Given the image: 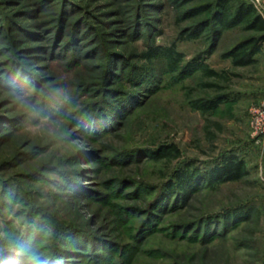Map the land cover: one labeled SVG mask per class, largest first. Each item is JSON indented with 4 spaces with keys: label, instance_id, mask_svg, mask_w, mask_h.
<instances>
[{
    "label": "rangeland",
    "instance_id": "1",
    "mask_svg": "<svg viewBox=\"0 0 264 264\" xmlns=\"http://www.w3.org/2000/svg\"><path fill=\"white\" fill-rule=\"evenodd\" d=\"M222 1L0 0V264H264V43L234 65Z\"/></svg>",
    "mask_w": 264,
    "mask_h": 264
},
{
    "label": "trees",
    "instance_id": "2",
    "mask_svg": "<svg viewBox=\"0 0 264 264\" xmlns=\"http://www.w3.org/2000/svg\"><path fill=\"white\" fill-rule=\"evenodd\" d=\"M229 0H223L220 2V6L222 7V13L218 16L219 24L224 28H231L235 26L236 24L247 21L249 23V28L256 30L261 33L260 36H253L248 40H244L240 43H238L233 49L228 51L226 53V57L231 58L233 61V64L236 66H248L256 62V55L260 53L261 47L264 43V19L257 13H255L250 6H241L239 11L237 12L236 16L233 15L236 19H229V17H232L230 15L228 9H226V3ZM195 38L196 33H194ZM157 52L153 49L149 53H147V56L152 58V52L153 53H161L166 59L167 62L171 68L172 71H175L181 57V53H179L175 45L174 47H168V48H156ZM201 68V67H200ZM209 76H217L218 73L213 70H207L206 71ZM227 97L223 98H217L213 100H202L195 102V106L199 109H212L213 107H216L218 104H221L225 101H227ZM170 151H166L163 155H160V158H165L167 155H169ZM243 161L238 160L237 158H233L230 161H227L223 163V165L216 167L212 169L211 171L207 173L202 172V176L205 179V181L210 184H219L221 182H228V181H236L242 178L244 175L243 171ZM189 170V169H187ZM201 174L200 171L193 173L192 176L185 177L184 175H181V184L184 186L182 182H185L189 178H193L196 174Z\"/></svg>",
    "mask_w": 264,
    "mask_h": 264
},
{
    "label": "built area",
    "instance_id": "3",
    "mask_svg": "<svg viewBox=\"0 0 264 264\" xmlns=\"http://www.w3.org/2000/svg\"><path fill=\"white\" fill-rule=\"evenodd\" d=\"M251 126L255 135L264 138V99L261 103L252 108Z\"/></svg>",
    "mask_w": 264,
    "mask_h": 264
}]
</instances>
